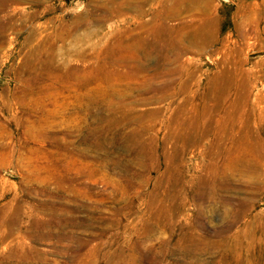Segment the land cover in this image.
Listing matches in <instances>:
<instances>
[{"label":"rangeland","instance_id":"rangeland-1","mask_svg":"<svg viewBox=\"0 0 264 264\" xmlns=\"http://www.w3.org/2000/svg\"><path fill=\"white\" fill-rule=\"evenodd\" d=\"M175 1L0 0V264H264V0ZM116 35L165 76L102 63ZM182 106L211 132L185 142Z\"/></svg>","mask_w":264,"mask_h":264},{"label":"bare ground","instance_id":"bare-ground-1","mask_svg":"<svg viewBox=\"0 0 264 264\" xmlns=\"http://www.w3.org/2000/svg\"><path fill=\"white\" fill-rule=\"evenodd\" d=\"M182 1V0H181ZM181 1H179V2H181ZM195 1V0H194ZM184 2H185V0H184ZM189 3V2H188ZM200 3V2H199ZM193 4H194V2H193ZM187 5V4H186ZM195 5V4H194ZM184 6H185V4H184ZM192 6V5H191ZM191 6H186V7H188L187 8V12H189V11H193L191 14H190V16H191V19L190 20H194V19H199L200 21V23L196 26V29H197V34L198 35H204L205 37V39L206 40H209V41H211L212 40V37L214 38L215 36H216V30H215V28H212V26H213V24H212V19H204V17H207V13H206V11H198V10H195V9H197V7H195V8H193V7H191ZM154 8V7H153ZM202 8H203V6H202ZM205 9V8H204ZM195 11V12H194ZM208 11V10H207ZM209 12V11H208ZM114 13V12H113ZM162 14H163V17H165V18H168V17H171V18H174V17H178V16H180L181 14H185V13H183L182 11H181V3H176V1H175V3H172V0H165V6H164V12L162 11ZM118 16V15H117ZM187 16H188V14H187ZM159 17V16H158ZM157 18V17H156ZM205 20H207L206 22H205ZM143 24V23H142ZM191 25V24H190ZM190 25H187V26H190ZM214 27V26H213ZM254 29V28H253ZM252 29V30H253ZM145 31H147V29H145ZM256 31V30H255ZM148 32V31H147ZM212 32L214 33V35L212 34ZM254 33V32H253ZM113 35H115V34H113ZM117 36V35H116ZM214 41V40H213ZM256 42V41H255ZM112 43V42H111ZM253 44V43H252ZM119 46H121V47H123V45H122V43H121V35H119V36H117L116 38H115V40L113 41V43L108 47L109 48V50H108V54L107 55H104V57L102 58V63H106V62H110V60H111V62L112 61H114V62H116V63H118V62H122V63H124V64H126V65H128V67H129V69H128V72H127V74L130 76L129 78H133V77H135V76H138L139 75V73H143L142 75H139L140 76V78H142V80L143 81H151L152 79H160V78H162V77H164L165 75H164V73L161 75L160 73H158V74H154V75H146L145 74V72H146V65L145 64H143V63H137V62H135V63H130L129 61H125V60H123L122 58H120L119 57V55H117V51H119ZM130 47H132L133 49H131V51L134 53V54H140V52H144V54H142L146 59H148L150 56H151V52H147V50H149V48H150V46H149V44H148V42L146 43H144V45H142V46H140V47H138V46H136V45H134V41L133 40H131L130 41V43L128 44V46H127V48H130ZM123 49V48H122ZM124 50V49H123ZM122 50V51H123ZM183 52V51H182ZM182 52H180V53H182ZM179 53V52H178ZM177 53V54H178ZM113 54H115V55H113ZM180 55V54H179ZM139 58H140V56H139ZM241 65V64H240ZM182 66L183 67H186L187 66V63L186 62H183L182 63ZM240 69V68H239ZM241 70V69H240ZM171 72H169L168 74H170ZM236 75V74H235ZM167 76V75H166ZM237 76V75H236ZM235 76V77H236ZM221 77V76H220ZM219 77H216V78H214V80H213V84H212V88L214 87V92L216 93V94H221V93H223V94H225L226 92H228L230 89H231V87H232V85H233V83L234 82H232L231 80H226V78L223 80V82L221 81V79H218ZM83 80H84V78H82ZM236 79V78H235ZM238 82V81H237ZM237 82H235V84L238 86V85H241L240 83H237ZM86 83V82H85ZM170 84V83H169ZM166 85V84H165ZM183 86H182V88H184V91H186L187 90V88H188V85H187V82L186 81H184V83L182 84ZM235 86V85H234ZM243 87V86H242ZM233 88V87H232ZM238 88H239V86H238ZM149 89V88H148ZM156 89V88H155ZM154 89V90H155ZM150 90H151V87H150ZM233 90V89H232ZM166 91H168V90H166ZM211 91V90H210ZM242 92H244V91H242ZM242 92H240V94L239 95H237L235 98H234V100L232 99V101L230 102V104H232L231 105V109H227L226 108V105L225 104H220L223 100L225 101L226 100V98L224 97V96H222V97H220L219 98V100L220 101H217L218 99L216 98V105H217V108H218V110H222V112H224L225 114H227V115H229V116H232V115H234L235 113H238L237 111H240V113H239V117H242V112H241V103L243 102V100H244V98H246V97H244V95H246V94H244V95H242L243 93ZM85 94V93H84ZM168 94V93H167ZM167 94H165L164 96H167ZM213 94V93H212ZM220 96V95H219ZM234 96V95H233ZM211 98H212V95H211ZM89 104V103H88ZM88 104H86V105H88ZM259 104H260V101H259ZM224 105H225V107H224ZM86 108H88V106H86ZM236 109V110H235ZM226 111V112H225ZM179 112L181 113V115H180V117H182L184 120H180L179 118H175V122H177V124H178V127H179V132L178 133H180V130H185L186 132H187V130H186V128H185V125H187V127L189 128V132H184L185 134L184 135H180V136H182V138H183V140L185 141V142H190V141H198L199 139H200V137L201 136H203L205 133H207V132H211V130H209L208 129V126L210 125H204V126H202V125H199L198 123H197V121H196V117L197 116H195L194 115V113L193 112H191L190 114H188V111H186V109H185V106H182V107H180V109H179ZM216 112H218V111H216ZM214 114V113H213ZM220 114V113H219ZM215 115V114H214ZM223 115V114H222ZM226 115V116H227ZM220 117V116H219ZM220 118H222V117H220ZM219 119V118H218ZM229 121V120H228ZM215 122V121H214ZM233 123V122H232ZM220 124V121H218L217 120V122H216V124L213 126L214 128H213V130H212V132H213V134L216 136V137H218L219 136V132H218V130H219V126H217V125H219ZM231 124V123H230ZM232 125V124H231ZM231 125H230V127H231ZM211 126H212V124H211ZM224 127V126H223ZM222 127V128H223ZM207 131V132H206ZM218 132V133H217ZM224 132V131H223ZM183 134V133H182ZM251 141V140H250ZM242 142H244L245 143V141H242ZM248 144V143H247ZM219 154V153H218ZM224 154H225V157H228V159L226 160V162H224V161H221L220 162V164L216 167V170L218 171V173L219 172H221L222 173V175L220 176V178L221 179H225L226 178V172H227V169H231L234 165H236V166H238L239 167V170L241 169V170H244V168L243 167H240V166H242V162H243V159H242V156L241 155H239V154H235V157H234V159L233 160H231L230 158H231V155L232 154H234V152H233V150H232V148L231 147H227V148H225L224 149ZM234 156V155H233ZM245 159V158H244ZM229 167H231V168H229ZM235 170V169H234ZM209 185V184H208ZM211 187V186H210ZM213 192V191H212ZM218 195V194H217ZM210 196H211V194H210ZM210 199V198H209ZM246 212V211H245ZM255 235V234H254ZM250 236H252V235H250ZM238 237V236H237ZM240 237V236H239ZM238 237V238H239ZM239 240V239H238ZM258 240V239H257ZM239 242V241H238ZM258 242H259V240H258ZM240 243V244H239ZM238 244L239 245H241V242H239ZM255 243V242H254ZM260 243H261V241H260ZM243 244V243H242ZM237 246V245H236ZM239 247V246H238ZM241 248V247H240Z\"/></svg>","mask_w":264,"mask_h":264}]
</instances>
